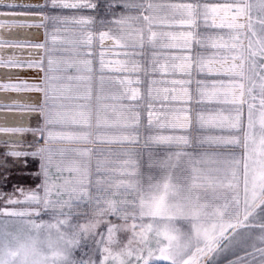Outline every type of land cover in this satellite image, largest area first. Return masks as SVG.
Masks as SVG:
<instances>
[{"label":"snow or ice","instance_id":"snow-or-ice-1","mask_svg":"<svg viewBox=\"0 0 264 264\" xmlns=\"http://www.w3.org/2000/svg\"><path fill=\"white\" fill-rule=\"evenodd\" d=\"M37 11L45 43L30 46L45 55L27 67L41 74L0 89L41 93L28 105L41 122L0 134L40 182L0 193V264H264V0ZM26 43L0 36V50Z\"/></svg>","mask_w":264,"mask_h":264},{"label":"rangeland","instance_id":"rangeland-1","mask_svg":"<svg viewBox=\"0 0 264 264\" xmlns=\"http://www.w3.org/2000/svg\"><path fill=\"white\" fill-rule=\"evenodd\" d=\"M33 1L34 0H0V22L5 23L6 25H11L19 21H24L31 25L28 28H0V36H2L6 41L27 42L22 51L15 48H8L7 46L0 50V57H3L5 61H7V58L10 55H17L21 63L24 65L21 67L5 63L4 66H0V84L18 83L20 81H28L29 83H32L36 80V72L38 68L27 67V61L38 56V49H33L30 46L38 43L35 38L40 30L39 21L35 20L33 12L34 7L33 9H29L27 7V5H34ZM17 13H24V15H17ZM12 94L14 95L11 96ZM35 94V91L17 92L8 89H0V105H2L0 110L21 111L25 114L27 111H31L28 105L36 101ZM24 95L27 96L25 98L19 97ZM16 105H24V107H17ZM29 125L31 126V124L22 125L21 123L9 125L6 123H4V125L0 124V126L4 127H21ZM31 127L35 128L36 126ZM12 136L17 139L16 135ZM0 137H2L0 138L1 142H7L6 135L0 134ZM24 138H27V140L34 139L31 133H25L23 139ZM2 150L5 152V149L0 148V161H4L5 166H0V178H2L0 179V193H2L5 197L13 196L22 198L20 196L19 189L22 188L25 191L35 189L40 182L39 179L34 176V173L37 172L36 170L38 165L31 158H21L18 162L14 161L13 158H6L5 153ZM25 160L27 162H25ZM0 205H4V201L2 199H0ZM44 219L47 220L48 217L44 216ZM8 224L10 230H12L14 222H8ZM76 255H80L79 251H77ZM159 264H166V262H159Z\"/></svg>","mask_w":264,"mask_h":264},{"label":"crops","instance_id":"crops-1","mask_svg":"<svg viewBox=\"0 0 264 264\" xmlns=\"http://www.w3.org/2000/svg\"><path fill=\"white\" fill-rule=\"evenodd\" d=\"M33 2H34V11L33 12H34L35 20L39 21L38 22L39 25H43L46 22L42 19L41 15L37 11L38 6L43 2V0H34ZM115 7L117 9H119L120 5H115ZM88 11L91 12V11H94V10H88ZM28 12H31V11H28ZM28 12H26V13H28ZM39 28H40V30L38 31V34H37L35 40L38 43L42 44V43H45V32H46V29L44 27H40V26H39ZM47 31L49 33V40H50L51 28H48ZM42 55H45L43 49H38V56H42ZM112 58L115 59L116 57H112ZM40 74H41V70L38 69L37 72H36V80H35V82L38 80V77H39ZM154 78L157 79V80H161V81H166V80H170L171 79V77L163 76V75L162 76H156ZM169 86H170L169 84H165V83H161V84L157 85V87H160V88L169 87ZM35 93H36L35 94V100H37L38 98L41 97L42 94L38 93V92H35ZM40 122H41L40 118L36 117V124H37L36 127L38 126V124ZM37 170H38V167H37Z\"/></svg>","mask_w":264,"mask_h":264},{"label":"flooded vegetation","instance_id":"flooded-vegetation-1","mask_svg":"<svg viewBox=\"0 0 264 264\" xmlns=\"http://www.w3.org/2000/svg\"><path fill=\"white\" fill-rule=\"evenodd\" d=\"M10 95V94H9ZM12 94L11 96H13ZM33 115L23 114L21 111H11V110H0V124H17L21 123L22 125H26L29 120L33 119ZM3 136V135H2Z\"/></svg>","mask_w":264,"mask_h":264},{"label":"trees","instance_id":"trees-1","mask_svg":"<svg viewBox=\"0 0 264 264\" xmlns=\"http://www.w3.org/2000/svg\"><path fill=\"white\" fill-rule=\"evenodd\" d=\"M33 9V8H32ZM27 95H24V96H19L20 98H25ZM31 111H27L26 112V114H29ZM34 117H33V119L32 120H29V122L27 123V124H31V126H33V127H35L37 124H36V115H33ZM7 136V142L6 143H4V142H1L0 141V148H3V149H5V146H6V144H7V147L8 148H13V147H16V144H15V141L17 140V139H15L13 136H12V134H9V135H6ZM3 137V136H2ZM2 137H0V138H2ZM6 138V137H5ZM25 142H28V143H31L33 140L31 139V140H27V138H24L23 139ZM10 141H13V142H10ZM3 152H4V150H2ZM5 153V152H4ZM36 167V166H35ZM35 167H34V171H35Z\"/></svg>","mask_w":264,"mask_h":264}]
</instances>
